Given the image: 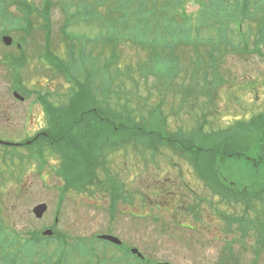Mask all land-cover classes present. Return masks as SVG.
<instances>
[{
  "label": "rangeland",
  "instance_id": "374dc122",
  "mask_svg": "<svg viewBox=\"0 0 264 264\" xmlns=\"http://www.w3.org/2000/svg\"><path fill=\"white\" fill-rule=\"evenodd\" d=\"M22 1L25 0H0L1 3L6 4L8 13H0V31L7 32L14 38V43L20 44V48H16V45L6 47L0 41V137L3 140L14 141L13 144L21 146L19 148L25 155L28 154L26 144L31 141L36 144V147L46 150L52 161L60 163L57 153L47 146L49 135L46 134L47 131L50 132L51 126L47 124L48 115L44 106L37 103L33 111L34 116L30 120L27 116L30 103L36 96L35 93H32L35 90L37 92L48 91L50 94L48 104L52 111H57L60 107L58 104H63V106L67 104V97L74 85L64 78L63 73L59 72L55 65H49V62L52 63V58L56 55L61 59L68 56L69 44L62 35V25L66 22L67 12H74L76 6L85 9V3L83 5L79 3L81 0H51L52 32L51 36L46 39L45 28L48 20L38 11L43 8L44 0H27L30 5L35 7L29 21H13V15L23 17V12L18 8ZM85 1L88 4L94 3L100 14H113L117 17L123 9H127L124 3L120 4L123 0ZM175 2L172 0L174 5L172 10L180 13L174 17L175 25L182 23L181 13L184 16L189 15L190 23L185 31L179 29L178 26L174 31L177 34H185L189 45H179L176 48L172 46L167 51L158 50L159 56H153L154 60L165 67L168 61L167 55L174 52L180 58L181 63L185 64V68L189 66L191 72L195 70L197 54H203L204 63L211 62L207 53L211 46L210 42L201 44L196 49L193 46L197 39L206 42L211 38L215 43L214 46L218 43L223 45L213 59L214 64L221 70L222 77H219L222 78L221 82L217 85L218 87L212 88V85L211 88H207L204 84L208 82L203 84L204 81L200 78L197 81L196 76L190 78L188 75L186 77L179 76L174 80L168 77L167 82L171 83L165 88L160 87L157 90V79L153 76L145 79L137 70L138 73L136 72L135 76L140 85V96L132 104L134 109L138 108V113L132 112V114L138 116L139 121L148 128L149 124L156 122L162 115L159 113V117L151 122L149 112L154 102H151V99L147 101L146 98L155 95L154 101H158L159 93L162 92L165 96L162 107L165 111L164 114H170L166 122L167 127L164 125L168 130L165 135L169 130L176 131L179 127L191 130L197 125L201 126V134L204 138L203 140L195 138L191 144L194 147H201L202 144L208 143L212 140L211 135L215 136V133L220 129H222L220 135L224 134L221 140L218 137L220 144L230 143L238 136V140L244 147L239 145L232 147L226 162L238 163L237 174L241 179L246 180H243L244 182H247L248 175L243 164L246 162V156L250 155L251 148L246 146L250 138L259 137L263 128L255 122L254 131L250 132L249 126H245L246 129H240L237 124L240 119L252 122L256 116L260 115L264 120V115L261 114L264 109V53L261 55L255 51L256 45L259 44V51L264 52V40L257 37V24L246 19L242 34L248 42V52L242 55H236L233 50L226 52L225 43L230 40L232 44L243 46L242 35L237 31L242 23L240 14H230L232 6H226L221 1L218 13L210 14L209 5L206 11H199L201 10L199 3L193 0H188L182 8L181 3L175 4ZM159 4L161 6L163 0H159ZM0 8L4 9V6L2 5ZM259 9L264 12V0H251L249 14H246V17L253 15L262 17L263 14ZM112 18L110 17V19ZM89 21L91 20L89 19ZM206 23L211 27L206 28ZM27 24L31 27L24 28ZM100 26L104 27L105 25L99 20L97 22L74 21L67 29L76 33L74 37H78L77 41H79V37L90 39V37L97 36V38L104 39L105 43H96L95 48L98 51V46H104L107 57L121 54L126 63L130 61L135 66H137V61L145 63L148 60V54L151 51L148 45L145 46V50L139 49L140 46L136 45L126 47V36L120 34V29L115 32L104 30L103 35L99 31ZM260 31L262 33V26ZM123 44L125 45L124 49L121 48ZM89 49L90 46L85 49L86 52L84 51L86 57ZM12 52L13 56L22 60L17 65L16 71H12L9 66H6V61L11 59L4 57ZM45 53L53 55L47 56L49 62L43 58ZM152 54L155 55L156 52L152 51ZM95 55H97L96 52L93 53V57ZM44 61L46 63H43ZM199 65L205 66L201 63ZM135 68L137 69V67ZM13 76L18 78L19 83L20 80L23 81V87L19 91L25 98L24 101L15 99L11 91ZM193 87L195 89H192ZM206 92H208L207 96L203 97L202 93ZM136 119L135 117V122ZM231 129L239 130V133L227 135ZM231 133L234 132L231 131ZM146 135L142 137L148 144L153 140V136ZM167 143L164 141L160 145L157 142H151V147L146 148L148 151L144 155L141 153L139 155L132 154L131 152H134L132 147H127L123 151L113 154L115 160L108 165L109 176L104 170L98 171L99 180L104 181L110 176H115L124 184L126 194H130L128 202L119 201L116 212L109 210L108 195L105 198L98 194L96 195L98 200L95 201L88 194L78 191H75L77 194L72 192L66 195L58 206V202L61 200L58 186L64 185L63 179L55 175L52 170L44 173V179H42L33 163L23 166L18 162L13 166V158L10 156L9 159L10 153L8 155L0 154V219L7 225L5 234H9L13 230V235L20 234L23 238H27L30 232H37L41 237L45 229L53 228L62 232L66 231L70 235L68 239L70 241L73 237L87 239L88 245L94 247L95 254L92 255L86 250L80 252L79 248L73 246L74 253L69 251L65 253L63 264H113V259L121 256V250H116L114 246L108 245L104 241L92 244L96 234H110L119 237L126 244L125 249L128 247L139 249L154 264L158 262L170 264H253L254 259L256 264H264V246H259L260 254L258 253V255L253 248L256 244V234L236 243L233 238H238V233L226 235L224 229L228 224L221 220L218 214V212H224L228 216L244 214L249 217L261 215V211L264 210V191L259 193L256 198L244 201L242 197L234 195L231 190L225 187L228 182L220 176L217 179L218 182H215V186L219 187L218 192H212L209 184L203 178L206 175L201 171L197 172L196 166L189 158L184 159L180 150L174 149ZM210 143L212 142L210 141ZM153 148L161 150L163 155L155 159L151 158L149 150H153ZM1 151L2 149H0ZM170 160H173V165L170 164ZM163 181L167 184L164 185L167 187L166 190L161 184L159 185V182ZM41 203L47 204L48 210L43 218L38 219L33 213V208ZM58 207L60 209L59 222L55 226V210ZM45 238L42 239V242L48 241ZM8 243H12L11 238ZM230 247H232L235 257H229ZM47 248L51 252L54 244L50 242ZM3 260H5L4 253L0 256V264L4 262ZM120 264H128V260L123 259Z\"/></svg>",
  "mask_w": 264,
  "mask_h": 264
},
{
  "label": "trees",
  "instance_id": "16d2710c",
  "mask_svg": "<svg viewBox=\"0 0 264 264\" xmlns=\"http://www.w3.org/2000/svg\"><path fill=\"white\" fill-rule=\"evenodd\" d=\"M175 1V4L181 3L182 8L188 0ZM193 1L199 3L201 8L199 11H206L209 5L210 14L218 13L219 2L222 1L226 6L233 7L231 12L241 14L243 16L242 21L247 18L246 14H249L248 10L251 2V0ZM122 3L125 4L127 9H123L117 17L113 14L98 13V9L94 3L84 6L85 9L81 7L77 8L76 6L74 12H67L66 27L77 17H81L82 14L84 15L82 19L84 18L85 22H88L89 19L91 20L89 22H97L99 20V22L105 25L104 27L100 26V33L104 35V30L106 32L110 30L115 32L120 29V34L126 36V47L136 45L140 46L139 49L145 50V46L148 45L151 49L148 54V60L145 63L137 61V66H135L130 61L126 63L121 54H114L111 57H107L105 56L104 46H98V51L95 48L96 43L104 42V39H100L101 37L97 38V36H93L90 39L79 37L80 39L77 41L76 39L78 37H74L76 33L65 31V39L69 44V50H67L68 56L65 59H61L57 55L53 56L50 53H47V55L50 54L54 57L52 58V63L49 62L50 65H55L58 71L63 73L64 78L74 85V88L69 92L67 104H64V106L63 104H58L60 107L57 111L49 109L48 96L43 98L48 115V124L51 126L50 132L47 131L46 134L49 135V144L47 146L53 152L57 153L60 158V163L55 162V164H51L50 161L52 159L49 153L46 150L36 147L35 143H31L30 146L26 147V150L31 155H25L17 148H13V159H16L23 166L28 163H34L33 161L37 160L38 169L42 173L47 171L48 166L51 167L54 174L64 180L62 195L68 194L71 191H78L90 194L91 196L94 195L93 197H96L95 195L98 193L105 198L108 195L110 198L109 210L116 212L119 201L126 199V196H124L125 186L115 176H110V178L104 179V181L99 180L98 171L104 170L106 175L109 176L110 171L108 165L115 160L113 154L121 150L123 151L127 147H132L134 150V152H131L132 154L139 155L141 153L144 155L148 151L146 148L151 147V142H157L161 145L164 141H167V144H170L174 149L179 151L181 148L185 156L194 163L197 172L201 171L207 176H203V178L209 184V187L215 192H218L219 187L215 186V182H218L217 179L220 176L216 174L218 173L216 165L218 166L220 164L219 161L228 155L224 150L229 148L224 143H219L218 132L215 134L217 136L216 139H214V134L211 135L212 140L210 141L212 143L209 141L208 143L202 144L201 147L191 146L190 143L188 147H183L186 141H192L195 138H202L203 140L201 126L197 125L191 130L179 127L176 131L169 130L168 134L165 135L168 130L167 128L165 129L164 125L166 126L170 114H164L165 111L162 107L165 96H163L162 92L159 93L158 101H154L156 99L155 95L146 98L148 99L147 101L151 99V102H154L149 112L151 122L156 120L160 114L162 115L156 122L149 124L148 128L139 121L138 116L132 114V112L138 113V108L134 109L135 107L132 104L140 96V85L135 76V73H138L137 70L141 72V75L145 79H148L150 76L155 77L157 79V90L160 87L165 88L171 83L167 82L168 77L174 80V78L177 79L179 76L186 77L190 75L189 66L185 68V64L181 63L180 58L174 52L171 55H167L168 61L165 67L158 64L153 58V56H159L158 50L167 51L172 46L176 48L179 45H189L185 34H177L174 31L177 26L182 31L187 29L188 23H190L189 15L184 16L181 13L182 23H177L176 26L174 17L180 13L172 10L174 7L172 0H163L161 6L159 0H123L120 4ZM0 4V6H4V9L0 8V13L8 14L6 12V4L1 2ZM51 4V0H44L43 8L38 10L39 13L51 14ZM18 8L23 12V17H17V22H20V20L29 21L31 12L35 9L34 5H30V2L25 0L18 5ZM259 11L263 14L262 18L254 19L255 16L249 17L260 23L259 31L262 26L261 38L264 40V12L261 9ZM231 12L230 14H232ZM107 15L113 18L110 19ZM79 21L76 20L75 22ZM28 24L26 27H31ZM205 27L209 28L211 25L206 23ZM91 40L93 41L91 42ZM209 42L211 46L207 53L211 62L204 63L202 59L203 54H197V62L194 64L195 70H193V74L197 75V80L198 78L208 77V75L214 77H219L220 75L221 70L214 64L213 59L216 57V52L223 45L218 43L214 46L215 43L210 38L206 42L197 39V42L193 46L196 49L199 45H204V43ZM125 45L123 44L121 48L124 49ZM228 45L232 46V48L227 47L225 49L226 52H230L233 49H235V52H239L232 42L228 41ZM88 46H90V49L86 57L85 49ZM152 51L156 52V54H152ZM94 52L97 53L95 57H93ZM47 60L50 61L49 58ZM8 61L13 65L12 60ZM199 63L205 64V66L202 67ZM15 69H18V67L15 66ZM183 72L184 75H182ZM16 82H18V79ZM183 86L185 85L183 84ZM189 87L191 88L192 86L190 85ZM192 89H195V87ZM60 115L61 117H59ZM135 117L137 118L136 122L134 121ZM258 124L264 129V120H261V122L258 121ZM156 127L159 128L157 129ZM262 133L260 138L264 140V132ZM146 134L153 136V140L151 142L149 141L148 144L145 143L147 141L143 140ZM149 151L154 157L159 152V149L153 148V150L150 149ZM228 152H231V150ZM203 154L208 157V162L203 163L200 160ZM248 165L249 163L246 164L244 162L243 168L249 170ZM227 167L228 163L225 166L226 170H228ZM214 171L216 172L214 173ZM230 179L236 181V186L226 181L228 183H226L225 187L231 190L234 195L236 194L238 197H242L244 201H247L249 199L248 197L251 196V188L249 184H245L244 181L246 180L241 178ZM94 200L98 199L95 198ZM99 200L102 201V199ZM256 216L259 221H256L255 229L253 225L250 228L249 225H243V222L239 223L241 221L240 219L237 222V225H240L238 230L241 234L249 236H252V231H255L256 239L264 243V225L261 224V221L264 220V210L261 211V215ZM0 230V256L3 253L5 254V260L1 264H63L66 257L64 254L68 251L73 253V246L79 248L80 252L84 250L87 252L93 251L86 246V239L79 238L74 244H69L65 239L67 234L61 231L57 232L58 240L56 238L51 240L57 244L50 252L47 250V246L51 241L40 242L39 239H42V236L40 237L38 235L36 237L35 235H29L25 239L20 234L13 235V230L9 234H5L7 225L1 219ZM60 237L62 239L59 241ZM9 238L12 239V243H8ZM94 240L96 241V239ZM124 255L128 258L130 253L125 252Z\"/></svg>",
  "mask_w": 264,
  "mask_h": 264
},
{
  "label": "bare ground",
  "instance_id": "6f19581e",
  "mask_svg": "<svg viewBox=\"0 0 264 264\" xmlns=\"http://www.w3.org/2000/svg\"><path fill=\"white\" fill-rule=\"evenodd\" d=\"M16 86H17V83L16 84H12L11 83V91H12V93H13V90H15L16 89ZM25 90V89H24ZM27 91V90H26ZM239 127H240V129H246V128H244L245 126H248V122H246L244 119H240L239 121H238V124H237ZM249 130H250V128H249ZM221 131H222V129H220L219 131H217L219 134H217V136L218 137H220V140H221V137L224 135V134H222V135H220L221 134ZM231 131L232 132H234V133H231ZM237 131V132H236ZM236 131H233L232 129L231 130H229L227 133V135H235V133H239V130H236ZM216 134V133H215ZM217 136H214V139H216L217 138ZM251 139V138H250ZM249 139V143H248V145L246 146V147H250V148H254V145H255V141H254V139H251L250 140ZM219 140V141H220ZM194 140H189V141H186L185 142V144H183V147H188L189 146V143L190 144H192V142H193ZM263 143H264V140H263ZM225 145H227L229 148L227 149V150H224V149H222V150H224L225 152H227V154L228 155H226L225 156V158H223V159H227L228 157H229V155L231 154V152H228V151H230V149L232 148V147H234V146H242V147H244L241 143H240V141L238 140V136H236L235 137V139H232L231 141H230V143H224ZM197 145H198V143H197ZM258 145H260V141H259V143H258ZM264 146V145H263ZM180 151H181V154L183 155V157H185L184 159H186L187 157L185 156V154L183 153L184 151L180 148L179 149ZM161 150H159V152H160ZM252 151V150H251ZM161 153H163V152H161ZM252 153V155L254 154V150L251 152ZM205 154H203V157H200V160H202V162L204 163V162H206V160L208 159V157H206V156H204ZM177 156L178 157H181L180 155H178L177 154ZM182 158V157H181ZM237 170L238 169H236L235 171H234V173L232 174V176L230 177V178H240L239 176H238V174H237ZM246 170V169H245ZM246 172H247V177H248V179H247V182H245V184H249V185H252V184H254V183H256V182H258V181H260V180H264V176H262V173H259V175H257V176H255L254 174V167H250L249 166V170H246ZM229 181V183L230 184H232L233 186H236V181L235 180H233V179H229L228 180ZM250 187V186H249ZM251 188V196H249L248 198L250 199V198H256L257 196H258V194L259 193H261L262 191H264V189H257L256 187H250ZM223 189L221 188V191H222ZM240 219H241V222H243L244 224L243 225H249L250 226V228H252V223H251V220H252V218L250 217H248L247 215H244V214H241V216H240ZM261 224H263L264 225V220L263 221H261ZM130 252V251H129ZM131 264H136L135 262H131Z\"/></svg>",
  "mask_w": 264,
  "mask_h": 264
},
{
  "label": "flooded vegetation",
  "instance_id": "af4514ba",
  "mask_svg": "<svg viewBox=\"0 0 264 264\" xmlns=\"http://www.w3.org/2000/svg\"><path fill=\"white\" fill-rule=\"evenodd\" d=\"M31 109H33L34 111L35 108L31 107L30 110ZM33 111L29 112L27 116L29 120L34 116ZM259 141H260V145H258ZM263 145H264L263 140H255L254 148H252V151L254 150V154L251 157L253 158L252 164L254 167L255 176L259 175V173H262V176H264V146ZM252 225L253 228L256 227V221H253Z\"/></svg>",
  "mask_w": 264,
  "mask_h": 264
},
{
  "label": "water",
  "instance_id": "95a60500",
  "mask_svg": "<svg viewBox=\"0 0 264 264\" xmlns=\"http://www.w3.org/2000/svg\"><path fill=\"white\" fill-rule=\"evenodd\" d=\"M3 41L7 45H10L12 43V38L9 37V36H5V37H3ZM16 96L19 97L18 94H16ZM46 210H47V205L45 203H43V204H39L38 206H36L33 211H34V213L36 214V216L38 218H41L44 215ZM44 234L51 235L52 231L51 230L45 231ZM101 238L105 239V240H109V241L114 242L116 244H121L122 243L120 239H118L116 237H113V236H110V235H102ZM133 252L138 253V250L134 249ZM159 264H169V263H159Z\"/></svg>",
  "mask_w": 264,
  "mask_h": 264
}]
</instances>
